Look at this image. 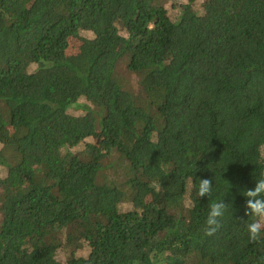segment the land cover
<instances>
[{
    "label": "trees",
    "instance_id": "16d2710c",
    "mask_svg": "<svg viewBox=\"0 0 264 264\" xmlns=\"http://www.w3.org/2000/svg\"><path fill=\"white\" fill-rule=\"evenodd\" d=\"M0 22V264H264V0H0ZM217 201L236 239L203 240Z\"/></svg>",
    "mask_w": 264,
    "mask_h": 264
},
{
    "label": "clouds",
    "instance_id": "9594fccd",
    "mask_svg": "<svg viewBox=\"0 0 264 264\" xmlns=\"http://www.w3.org/2000/svg\"><path fill=\"white\" fill-rule=\"evenodd\" d=\"M213 191V181L205 178L199 180L196 189L197 198L210 197ZM246 199V215L254 219L247 224L249 241L258 242L264 234V178L256 180L255 186L244 192ZM191 202V201H190ZM194 203V202H192ZM227 204L224 201H217L210 204L206 218L205 234L214 235L222 227V218L225 215Z\"/></svg>",
    "mask_w": 264,
    "mask_h": 264
},
{
    "label": "rangeland",
    "instance_id": "374dc122",
    "mask_svg": "<svg viewBox=\"0 0 264 264\" xmlns=\"http://www.w3.org/2000/svg\"><path fill=\"white\" fill-rule=\"evenodd\" d=\"M84 28L86 31H90L88 29V26H85ZM4 30H5V27L3 23L0 22V36ZM86 31H85V34L89 35V33ZM78 46H79V39L76 37H72L69 41L68 47L64 49V51H62L61 54L66 55V54L75 53L78 49ZM110 54H111V51L108 57L110 56ZM112 54H113V51H112ZM14 93L16 94V91H9V92H6V95L12 96ZM240 227H241V217H239V215L236 213L229 214L228 216L222 218V227L214 235H211V236L206 235L205 234L206 228H205L203 240L205 238L207 239V241H211L212 239H217V238H228L230 240L236 239L237 236L239 235ZM69 257H70V254L66 256V259L68 260Z\"/></svg>",
    "mask_w": 264,
    "mask_h": 264
}]
</instances>
